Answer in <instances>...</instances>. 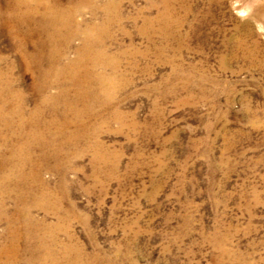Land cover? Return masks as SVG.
Masks as SVG:
<instances>
[{
    "label": "rangeland",
    "instance_id": "rangeland-1",
    "mask_svg": "<svg viewBox=\"0 0 264 264\" xmlns=\"http://www.w3.org/2000/svg\"><path fill=\"white\" fill-rule=\"evenodd\" d=\"M20 1L0 0V80L24 97L27 112L43 106V118L56 120L48 150L55 157L37 177L58 193L65 216L0 193V248L11 244L12 226L22 264L41 258V240L69 247L75 264H264V0L177 1L171 15L179 22L166 38L146 26L165 10L157 0L153 9L150 0H48L80 9L73 22L80 35L59 60L61 33L75 28L52 39L45 6L20 24L18 11L38 5ZM94 25L105 63L92 53L73 75L64 69ZM61 91L62 100L44 105ZM18 207L63 227L43 239L25 215H14Z\"/></svg>",
    "mask_w": 264,
    "mask_h": 264
},
{
    "label": "bare ground",
    "instance_id": "bare-ground-1",
    "mask_svg": "<svg viewBox=\"0 0 264 264\" xmlns=\"http://www.w3.org/2000/svg\"><path fill=\"white\" fill-rule=\"evenodd\" d=\"M13 1V0H12ZM18 1V0H17ZM32 1H36L35 4H38L37 7H33L30 9L29 12L23 13L21 11H18L17 13V20L21 24L26 23L31 20V17H33L35 14H37L43 6L46 7V13L45 16L49 18L50 22L55 25L54 31L52 29L50 30L51 38L54 39L59 35L60 32H62V28L69 29L71 26L75 29H72L73 32H67L66 30V37L65 34L61 33V36L63 37V43L65 44V47L62 49V54L56 52L57 54L56 58L59 60V57L64 56L63 54L68 53L67 49H69L70 44L72 43V40L79 34V26L76 25L74 22V17L80 12V9L78 8H71L69 10H61L58 9L57 6H50L48 0H21L19 7H29V3ZM80 1V0H79ZM94 1V0H93ZM110 1V0H109ZM108 1V3H109ZM112 1V0H111ZM146 1V0H145ZM158 4H163L165 10L160 12L155 18L147 20V25L150 30H152L154 33H159L163 37H167L171 32H173V25L175 21L179 22L178 20L174 21V18L172 19V11H174L173 7L176 4L177 1L180 0H157ZM185 1V0H184ZM15 2V1H14ZM52 2V1H51ZM81 2V1H80ZM91 2V1H90ZM9 3V2H8ZM56 3V2H55ZM58 3V2H57ZM56 3V4H57ZM75 3V1H74ZM87 3V2H85ZM157 3L155 0H150V7L153 9L157 6ZM10 4V3H9ZM14 4V3H13ZM53 4V3H52ZM90 4V3H89ZM103 4V3H102ZM112 4V3H110ZM109 4V5H110ZM122 4V3H120ZM7 5V3H6ZM42 5V6H41ZM59 5V4H58ZM63 5V4H62ZM76 5V4H75ZM96 5V4H95ZM114 5V4H113ZM36 6V5H35ZM72 6V5H71ZM98 6V4L96 5ZM148 6V7H149ZM162 6V7H163ZM7 7V6H6ZM9 7V6H8ZM54 7V8H53ZM161 7V6H160ZM10 8V7H9ZM14 8V7H13ZM63 8V7H62ZM98 8V7H97ZM111 8V7H110ZM65 9V8H64ZM92 9V8H91ZM94 9V8H93ZM9 10V9H8ZM6 10V11H8ZM11 10V9H10ZM13 10V9H12ZM15 10V9H14ZM107 10V9H106ZM117 10V9H116ZM155 10V9H154ZM157 10V9H156ZM44 11V10H43ZM94 11V10H93ZM103 11V10H102ZM2 12V8H1ZM4 12V11H3ZM2 12V13H3ZM95 12V11H94ZM98 12V11H97ZM8 13V12H7ZM15 13V14H16ZM102 13V12H101ZM106 13V12H105ZM117 13V12H116ZM11 14V13H10ZM40 14V13H39ZM93 14V13H92ZM98 14V13H97ZM112 14V13H111ZM175 14V13H174ZM33 15V16H32ZM100 15V14H99ZM11 16V15H10ZM113 16V15H112ZM111 16V17H112ZM177 16V15H175ZM36 17V16H35ZM106 17V16H105ZM104 17V18H105ZM108 17V16H107ZM8 18V17H7ZM37 18V17H36ZM40 18V17H39ZM92 20V17H90ZM94 18V17H93ZM110 18V17H109ZM176 18V17H175ZM98 19V18H97ZM100 19V18H99ZM98 19V20H99ZM120 19V18H119ZM145 19V18H144ZM90 20V22H91ZM7 21V20H6ZM14 21V20H13ZM34 21V20H33ZM44 21V20H43ZM104 21V20H103ZM109 21V20H108ZM123 21V20H122ZM5 22V21H4ZM40 22V21H39ZM38 22V23H39ZM116 22V21H115ZM3 23V22H2ZM31 23V22H30ZM29 23V24H30ZM92 23V22H91ZM119 23V22H118ZM6 24V23H5ZM4 24V25H5ZM10 24V23H9ZM8 24V25H9ZM13 24V23H12ZM11 24V26H13ZM34 24V23H33ZM83 24V23H82ZM95 24V22H94ZM176 24V23H175ZM3 25V24H2ZM1 25V26H2ZM45 25V24H44ZM85 25V24H84ZM104 25V24H103ZM108 25V24H107ZM144 25V24H143ZM15 26V24H14ZM145 26V25H144ZM143 26V27H144ZM159 26V28H156ZM17 27V26H16ZM29 27V26H28ZM35 27V26H34ZM33 27V28H34ZM77 27V29H76ZM84 27V26H83ZM87 27V26H86ZM118 27V26H117ZM49 28V27H48ZM53 28V27H52ZM147 28V27H145ZM173 28V29H172ZM10 29V28H8ZM17 29V28H16ZM37 29V27H36ZM39 29V28H38ZM45 29V28H43ZM50 29V28H49ZM48 29V30H49ZM62 29V30H61ZM144 29V28H143ZM178 29V28H176ZM17 30H20L19 28ZM47 30V31H48ZM104 30V29H103ZM12 31V30H11ZM15 31V30H13ZM49 31V32H50ZM70 31V30H68ZM82 31V30H81ZM101 29L98 25H94L88 28L86 33H84V44L83 48H81L77 52V59L71 63V66L67 65V67L64 70H68L70 67V72L73 75H77L79 68L84 67V60L88 59L91 54L95 56V61L98 63L100 61H103L105 63V56L104 50L102 48L101 40L100 42L96 40L95 35L97 32H100ZM175 31V30H174ZM18 32V31H17ZM39 32V31H38ZM37 32L38 36L39 33ZM146 32V31H145ZM177 32V31H176ZM10 33V32H9ZM14 33V32H13ZM11 33V35L13 34ZM30 33V32H29ZM150 33V32H148ZM21 35V32L19 33ZM23 34V33H22ZM25 34V32H24ZM44 34V33H42ZM41 34V35H42ZM46 34V33H45ZM49 34V33H48ZM83 34V33H82ZM110 34V33H109ZM153 34V33H152ZM28 35V34H27ZM80 35V34H79ZM154 35V34H153ZM171 34L170 36H172ZM10 36V35H9ZM17 36V34H16ZM33 36V35H32ZM36 36V35H35ZM44 36V35H43ZM46 36V35H45ZM44 36V37H45ZM11 37V36H10ZM103 37V36H101ZM26 38V37H25ZM108 38V37H107ZM164 38V39H165ZM14 39V38H13ZM16 39V38H15ZM21 39H24L21 38ZM27 39V38H26ZM43 39V38H42ZM47 39V38H46ZM169 39V37H168ZM32 40V39H31ZM35 40V39H34ZM59 40V39H58ZM83 40V39H82ZM81 40V41H82ZM173 40V39H172ZM43 41V40H42ZM41 41V42H42ZM48 41V39H47ZM109 41V39H108ZM26 42V40L24 41ZM28 42V41H27ZM33 42V40L31 41ZM44 42V41H43ZM49 42V41H48ZM52 42V41H51ZM58 42V41H57ZM61 42V40H60ZM59 42V43H60ZM101 43V44H100ZM18 44V43H17ZM31 44V43H30ZM41 44V43H40ZM22 45V44H21ZM28 45V43H27ZM38 45V44H37ZM44 45V44H43ZM54 45V44H53ZM63 45V44H62ZM105 45V44H104ZM26 46V45H25ZM30 46V45H29ZM49 46V45H48ZM82 46V45H81ZM20 47V46H18ZM17 47V48H18ZM50 47V46H49ZM57 47V46H56ZM27 48H29L27 46ZM33 48V47H32ZM39 48V47H38ZM37 48V49H38ZM43 48V47H42ZM41 48V49H42ZM47 48V46H46ZM21 49V48H20ZM24 49V48H23ZM22 49V50H23ZM36 49V47H35ZM49 49V48H48ZM56 49V48H55ZM79 49V48H78ZM106 49V48H105ZM21 50V51H22ZM61 50V49H60ZM25 51V50H23ZM22 51V52H23ZM31 51V50H30ZM38 51V50H37ZM36 51V53H37ZM49 51V50H48ZM29 52V51H28ZM40 52V51H39ZM45 52V51H44ZM51 52V51H50ZM49 52V53H50ZM70 52V51H69ZM19 53V52H18ZM35 53V54H36ZM29 54V53H28ZM42 54V53H41ZM40 54V56H41ZM74 54V53H73ZM26 55V54H25ZM32 55V54H31ZM38 55V53H37ZM43 55V54H42ZM53 55V54H52ZM24 56V54H23ZM28 58L32 57L31 60H35L38 57L26 55ZM46 56V55H45ZM66 57V56H65ZM24 58V57H23ZM26 58V57H25ZM106 59V58H105ZM38 60V59H37ZM62 60V59H61ZM60 60V61H61ZM109 60V59H108ZM3 61V60H2ZM30 62V61H29ZM58 62V61H57ZM112 62V61H111ZM35 64H38V62H33ZM41 63V62H40ZM91 63V62H90ZM108 63V62H107ZM114 63V62H113ZM112 63V64H113ZM116 63V62H115ZM3 64V62H2ZM56 64V63H55ZM66 64V63H65ZM111 64V65H112ZM1 65V64H0ZM9 65V64H8ZM30 65V64H29ZM44 65V64H43ZM47 65V64H46ZM63 65V63H62ZM104 65V64H103ZM117 65V64H115ZM120 65V64H119ZM10 66V65H9ZM65 66V65H64ZM118 66V65H117ZM16 67V66H15ZM53 67V66H51ZM60 67V66H59ZM1 68V67H0ZM29 68V67H28ZM27 68V69H28ZM37 68V67H36ZM58 68V67H57ZM102 68V67H101ZM10 69V68H9ZM52 69V68H51ZM107 69V68H106ZM55 70V69H54ZM38 71V68L36 69ZM50 71V69H49ZM61 71V68H60ZM100 71V70H99ZM1 72V71H0ZM4 72V71H3ZM43 73V71H41ZM45 72V71H44ZM58 72V71H57ZM88 73L89 71L86 70ZM96 72V71H95ZM9 73V72H8ZM84 73V72H83ZM117 73V72H116ZM5 74V72L3 73ZM34 74V73H33ZM37 74V73H36ZM50 74V73H49ZM60 74V73H59ZM63 74V73H62ZM40 75V74H39ZM94 75V73H93ZM38 76V74H37ZM44 76V75H43ZM59 76V75H58ZM22 77V76H21ZM40 77V76H39ZM50 77V76H49ZM86 77V76H85ZM100 77V76H99ZM11 78V77H10ZM18 78V77H17ZM41 78V77H40ZM88 78H90V74H88ZM102 78V77H101ZM23 79V78H22ZM37 79V78H36ZM70 79V77H69ZM53 80V79H51ZM95 80V78H94ZM6 81V80H5ZM4 80H0V193L4 195H9L14 198L15 204L18 205H24V204H32L37 205L39 207H42L43 210L52 209L53 214L56 216V218L61 221L64 216L62 215L61 211L57 209L59 204V197L58 193L56 191H53L52 189H49L46 183H43L40 178L37 177L38 169L40 168L41 164L43 162H47L51 157H55V154L48 153L49 149L53 146L52 139H55L57 136V133L55 132V121H46L44 119L43 115L44 112L42 111V107L38 108L37 110L33 112H27L24 108V97L19 93L15 92L13 88L9 85L8 82H5ZM20 81V80H19ZM66 81V80H65ZM102 81V80H101ZM109 81V80H108ZM111 81V80H110ZM11 82V81H10ZM17 82V81H16ZM25 82V81H24ZM36 82V80H35ZM61 82V81H60ZM103 82V81H102ZM113 82V81H111ZM23 83V82H22ZM34 83V82H33ZM37 84V83H36ZM43 84V83H42ZM65 84V83H64ZM69 84V83H68ZM97 84V83H95ZM94 84V85H95ZM19 85V84H18ZM24 85V84H23ZM22 85V86H23ZM56 85V84H55ZM60 85V84H58ZM103 85V84H102ZM101 85V87H102ZM106 85V84H105ZM116 85V84H115ZM114 85V86H115ZM39 86V85H38ZM53 84H47L45 86V90H50L52 88ZM14 87V86H13ZM69 87V86H68ZM17 88V87H16ZM33 88V87H32ZM31 88V89H32ZM57 88V87H56ZM15 89V88H14ZM21 89V88H20ZM37 89V88H35ZM42 89V88H41ZM102 90V89H101ZM40 91V90H39ZM98 91V90H97ZM66 91H61L58 95H48L44 101V105L49 104L51 102H55L56 100L61 99ZM107 92V91H106ZM111 92V91H110ZM33 93V92H32ZM36 93V92H35ZM47 93V92H46ZM93 93V92H92ZM49 94V93H48ZM85 94V93H84ZM84 94L80 96H84ZM108 94V93H107ZM27 95V94H26ZM40 95V94H39ZM100 95V94H99ZM28 96V95H27ZM34 96V95H33ZM36 96V95H35ZM38 96V95H37ZM43 96V95H42ZM68 96V95H67ZM32 97V96H31ZM73 97V96H72ZM93 97V96H92ZM97 97V96H96ZM29 98V97H28ZM36 98V97H35ZM66 98V96H65ZM30 99V98H29ZM41 99V98H40ZM39 101H42L40 100ZM33 101V99H31ZM62 100V99H61ZM31 101V102H32ZM36 101V100H35ZM34 101V103H35ZM30 102V100H29ZM15 103V104H14ZM33 103V102H32ZM59 104V103H58ZM90 104V103H88ZM31 105V104H30ZM13 106H15L13 108ZM27 106V105H26ZM54 106V105H53ZM97 106V105H96ZM29 107V106H28ZM45 107V106H44ZM61 107V106H59ZM95 107V106H94ZM12 108V109H11ZM72 108V107H71ZM70 108V109H71ZM75 108V107H74ZM61 110V109H60ZM51 111V110H50ZM53 112V110L51 111ZM92 112V111H91ZM103 112V111H102ZM61 113V112H60ZM91 115V114H90ZM62 116V115H61ZM70 117V115H69ZM72 118V117H71ZM49 119V118H48ZM74 119V118H73ZM95 119V118H94ZM90 121V120H88ZM57 125V124H56ZM89 128V127H88ZM59 134L62 133V131H58ZM87 135V134H86ZM90 135V134H89ZM81 138V137H80ZM92 138V137H91ZM57 140V139H56ZM62 140V139H61ZM88 140V139H87ZM65 142V141H64ZM57 143V142H56ZM79 143V142H78ZM95 144V143H94ZM75 147V146H74ZM73 149V148H72ZM99 150V149H98ZM53 151V150H52ZM4 152V153H3ZM99 154V153H98ZM54 155V156H53ZM62 158V157H61ZM94 159V158H93ZM56 161V160H55ZM103 162V161H102ZM60 163V162H59ZM100 163V162H99ZM46 164V163H45ZM43 164V165H45ZM48 164V163H47ZM100 165V164H99ZM46 166V165H45ZM50 166V165H49ZM28 167H30V172H27ZM51 169V168H50ZM8 170V173L3 175V171ZM63 172V171H62ZM5 173V172H4ZM36 173V174H35ZM93 177V176H92ZM62 184V183H61ZM49 185V184H48ZM65 185V184H64ZM62 186V185H61ZM51 187V186H50ZM56 188V187H55ZM54 188V189H55ZM59 191V189H57ZM67 190V189H66ZM65 190V191H66ZM57 191V192H58ZM63 191V188H62ZM61 192V191H60ZM2 199V197L0 196ZM9 200V199H8ZM10 201V200H9ZM13 202V203H14ZM9 204V203H8ZM64 204V203H63ZM70 205V204H69ZM4 203H0V208H3ZM73 208V207H72ZM5 209V208H4ZM14 209V208H13ZM65 209V208H64ZM6 210V209H5ZM26 209L17 208L15 209V216H20V214L25 215L27 218L29 224H34L35 230L37 232H41L38 234L41 238H52L55 236V233L63 227L61 223L59 224H52L46 227L43 223L36 222L30 215L29 212L25 211ZM40 210V209H39ZM38 210V211H39ZM24 211V212H23ZM35 211V210H34ZM49 211V210H48ZM12 212V211H11ZM44 213V212H43ZM48 213V212H47ZM46 214V213H45ZM73 214V213H72ZM71 214V215H72ZM13 215V216H14ZM22 215V216H23ZM76 215V214H75ZM11 216V215H10ZM49 216V215H48ZM5 217V216H4ZM12 217V216H11ZM24 217V218H25ZM52 217V216H51ZM15 218V217H14ZM13 218V219H14ZM22 218V217H21ZM44 218V217H43ZM48 218V217H47ZM12 219V218H11ZM54 219V218H53ZM74 219V218H73ZM12 221V220H10ZM21 221V220H20ZM58 221V222H59ZM67 221V220H66ZM2 223V221H0ZM4 222V220H3ZM0 223V224H1ZM10 223V222H9ZM13 223V222H12ZM17 223V222H15ZM25 223V221H24ZM7 224V223H6ZM11 225V224H9ZM15 225V224H14ZM21 226V225H20ZM68 226V225H67ZM72 226V225H71ZM66 227V226H65ZM18 229V228H17ZM20 229V228H19ZM28 229V228H27ZM31 229V228H30ZM34 229V228H33ZM13 227L9 228L7 235H9V240H12V242L9 241L11 244H6L5 246H2L0 248V264H22V260H19V256H23L22 253L18 256L17 250V243H18V237L16 235V231H13ZM65 232V229L63 230ZM72 232V231H71ZM69 233V232H68ZM20 234V233H19ZM24 234V233H22ZM21 234V235H22ZM32 235V234H31ZM72 235V234H71ZM74 235V234H73ZM37 234L35 235V237ZM68 236V235H67ZM22 237V236H21ZM34 237V238H35ZM56 237V236H55ZM23 238V237H22ZM70 238V237H68ZM31 239V238H30ZM36 239V238H35ZM35 239H33L35 241ZM47 240V239H46ZM57 240V239H56ZM59 240V239H58ZM31 241V240H29ZM41 244L43 245V252L39 253L42 254L40 259H37V261L33 260L29 264H75L78 262L79 259H72L71 253L72 250L65 246H63L62 249H57L56 243L54 246V249H50L49 246H47L44 241L41 240ZM55 241V240H54ZM6 242V241H5ZM32 242V241H31ZM39 242V241H38ZM57 242V241H56ZM72 242V241H71ZM29 243V242H28ZM49 243V242H48ZM62 243V242H60ZM75 243V242H74ZM31 244V243H30ZM35 244V243H34ZM70 244V242H69ZM3 245V244H2ZM54 245V244H53ZM29 246V245H28ZM34 246V245H32ZM41 247V248H42ZM19 248V247H18ZM39 247V250H41ZM78 248V247H77ZM24 249V248H23ZM33 249V248H32ZM74 249V248H73ZM25 250V249H24ZM30 250V249H29ZM76 250V249H75ZM74 250V251H75ZM36 251V250H35ZM38 251V250H37ZM25 253V252H24ZM27 253H29L27 251ZM36 254V253H35ZM74 254V253H73ZM72 254V255H73ZM38 255V254H37ZM84 255V254H83ZM25 256V255H24ZM35 256V255H34ZM28 257V256H27ZM33 257V256H31ZM38 257V258H39ZM81 257V256H80ZM25 258V257H24ZM35 258V257H33ZM23 259V258H22ZM31 259V258H30ZM25 261V260H23ZM28 261V260H27ZM84 262V261H83ZM82 262V263H83ZM25 264V263H23Z\"/></svg>",
    "mask_w": 264,
    "mask_h": 264
}]
</instances>
